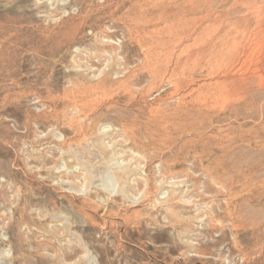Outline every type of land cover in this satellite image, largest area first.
<instances>
[{
	"label": "rangeland",
	"instance_id": "rangeland-1",
	"mask_svg": "<svg viewBox=\"0 0 264 264\" xmlns=\"http://www.w3.org/2000/svg\"><path fill=\"white\" fill-rule=\"evenodd\" d=\"M155 1L0 0V264H264V85L193 101L232 82ZM212 1L263 38L264 0Z\"/></svg>",
	"mask_w": 264,
	"mask_h": 264
},
{
	"label": "bare ground",
	"instance_id": "bare-ground-1",
	"mask_svg": "<svg viewBox=\"0 0 264 264\" xmlns=\"http://www.w3.org/2000/svg\"><path fill=\"white\" fill-rule=\"evenodd\" d=\"M155 2H156L155 7L159 11L158 13H160L163 18L167 17L165 19V22L170 24V28L172 27L173 30L176 32V34H175L176 43L179 45L184 44V43H188V50L191 53L190 56H191V60H192V65H193V68L195 70L194 73L198 72L197 70H199L198 68H200L202 74L205 72L206 73L208 72L209 75H215L216 78H218L220 80L223 79V81H225V80L231 81L232 79H239V80H247V79L253 80V79H255V80L260 81V87H261V85H264V36H263V38H259V37H257L258 35L255 36L252 34L251 35L247 34L245 32H240V31H242L240 29L243 28V27H240L242 24L241 25L240 24H234V25H238V26L240 25L239 26L240 29L237 27L238 30L236 28H234V27H236L234 25L232 28H229L227 25H225V23H223V21H220L219 15L221 14L222 11L221 12L219 11L220 12L219 15L216 14L217 11L213 8V1L212 0H156ZM222 16H223V14H222ZM246 18H244V19L246 20ZM242 19L243 18L241 17V19H239V20H242ZM244 19H243V22H245ZM247 20H250V19H247ZM239 22L241 23V21H239ZM251 22H252V20H251ZM246 23H247V21H246ZM249 24H251V23H249ZM249 24H247V25H249ZM244 25H245V23H244ZM231 26H232V24H231ZM251 27H252V25H251ZM259 36H260V34H259ZM240 38H241V40H240ZM188 65H190V64H188ZM192 65H190V67ZM205 78L207 79V77H205ZM193 79L190 81H193L195 83V81L197 79H195V81ZM230 81H229V83H230ZM226 82L217 83L218 88H220V90H221L220 94L213 95V96L206 95L208 93H206V94L204 93V95L199 94V96L196 97L193 101H195L201 105L206 106L207 108H209L210 111H211L210 107L212 108L213 106H219L220 105L223 108H226V107L228 108L233 104L239 105L238 103L241 100L240 98H242V97L238 96L237 93H239L238 90L241 89L240 87H242V86H240L239 89H237V92L236 91L234 92V90H236V88L238 87L237 86L235 89H233V87H234L233 84L235 83V80H234V83L231 81L233 86L231 85V83H230V85H228L227 84L228 82L227 83ZM237 82H238V80H237ZM247 82H248V80H247ZM250 82L252 83V81H250ZM255 83H257V82H255ZM257 85H258V83H257ZM215 86L213 85L212 88ZM231 86H232V88H231ZM191 87H193V86H191ZM203 87H205V85ZM242 88L244 91V87H242ZM254 88H253V90H254ZM201 89H202V87H201ZM205 89H207V88H205ZM249 90H252V89H249ZM241 91H242V89H241ZM241 91H240V93H241ZM245 91H247V89ZM252 95H253V93H252ZM190 97H192V96H190ZM248 97H249V95H248ZM243 99H244V97H243ZM244 103L246 104V102H242V104H244ZM191 104H192V102H191ZM251 105H253V104H251ZM241 106L242 105H240V107ZM245 106H244V108H246ZM237 107H239V106H237ZM216 108L218 109V107H215V109ZM233 108H234V105H233ZM196 110H197V108H196ZM231 110L232 109H230V111ZM200 111H202V110H200ZM202 112H200V113H202ZM221 112H219V113H221ZM200 113H198V115ZM215 113L217 114V112H215ZM214 114H213V116H214ZM249 114H251V113H249ZM226 115H229V114H226ZM205 116L208 117L206 114H205ZM205 116L203 114L202 117H205ZM216 117H218V116H216ZM222 118H224V116Z\"/></svg>",
	"mask_w": 264,
	"mask_h": 264
}]
</instances>
